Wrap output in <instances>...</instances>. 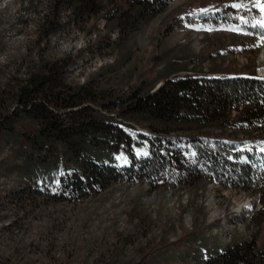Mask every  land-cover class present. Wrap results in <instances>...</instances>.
<instances>
[{
    "label": "rangeland",
    "instance_id": "rangeland-1",
    "mask_svg": "<svg viewBox=\"0 0 264 264\" xmlns=\"http://www.w3.org/2000/svg\"><path fill=\"white\" fill-rule=\"evenodd\" d=\"M28 1H0L3 77L28 54L48 8L49 0L25 8ZM261 5L264 0H173L121 41L104 19L89 34L64 26L46 55L73 56L70 82H92L108 93L129 94L145 82L158 88L168 77L188 74L264 80ZM68 14L62 11L63 20ZM255 123L253 133L210 131L219 138L260 137L263 146L251 154L261 172L264 118ZM34 129L28 120L17 124L20 132ZM245 147L241 162L248 164L251 146ZM22 154L17 143L0 138V264H202L254 236L264 244L260 190L225 187L212 174L180 184L122 173L102 191L63 199L35 192L33 179L42 180L47 168L32 171Z\"/></svg>",
    "mask_w": 264,
    "mask_h": 264
},
{
    "label": "trees",
    "instance_id": "trees-1",
    "mask_svg": "<svg viewBox=\"0 0 264 264\" xmlns=\"http://www.w3.org/2000/svg\"><path fill=\"white\" fill-rule=\"evenodd\" d=\"M172 1H48L28 54L7 75L0 73V138L17 143L32 171L47 168L42 180L33 179L38 195L86 196L122 173L180 184L212 174L225 187L260 190L257 215L264 216V170L254 168L251 154L263 146L260 137L219 138L210 131L255 132V122L264 118V80L188 74L168 77L158 88L145 82L129 94L108 93L92 82H70L73 56L46 55L64 26L89 34L104 19L121 41ZM39 3L30 0L25 8ZM62 11L69 12L67 20ZM22 119L35 129L18 131ZM202 264H264V244L254 236L217 250Z\"/></svg>",
    "mask_w": 264,
    "mask_h": 264
},
{
    "label": "snow or ice",
    "instance_id": "snow-or-ice-1",
    "mask_svg": "<svg viewBox=\"0 0 264 264\" xmlns=\"http://www.w3.org/2000/svg\"><path fill=\"white\" fill-rule=\"evenodd\" d=\"M237 7H239V5H236ZM261 9L264 10V5H261Z\"/></svg>",
    "mask_w": 264,
    "mask_h": 264
},
{
    "label": "bare ground",
    "instance_id": "bare-ground-1",
    "mask_svg": "<svg viewBox=\"0 0 264 264\" xmlns=\"http://www.w3.org/2000/svg\"><path fill=\"white\" fill-rule=\"evenodd\" d=\"M261 73H264V70H260ZM248 160V159H247Z\"/></svg>",
    "mask_w": 264,
    "mask_h": 264
}]
</instances>
